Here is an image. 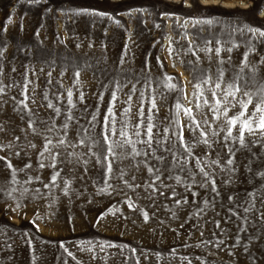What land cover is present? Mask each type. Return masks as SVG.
I'll list each match as a JSON object with an SVG mask.
<instances>
[{
	"label": "rangeland",
	"instance_id": "374dc122",
	"mask_svg": "<svg viewBox=\"0 0 264 264\" xmlns=\"http://www.w3.org/2000/svg\"><path fill=\"white\" fill-rule=\"evenodd\" d=\"M261 32L264 0H0V157L6 158L0 160V264H264V177L257 174L264 172V149L259 144L251 153L237 154L236 183L221 184L224 174L214 170L221 195L207 207L203 200L211 201L212 194L193 187L199 193L193 204L175 173L171 179L162 177L171 187L155 185L164 196L152 192L145 182L154 177L137 164L150 159L143 156L118 158L108 187L105 169L94 155L106 147L100 133L113 104L116 127L126 122L131 133L141 102L147 111L156 100L157 121L174 117L178 99L193 106L188 103H195L189 81L199 69L214 72L220 59L226 77L245 55L264 76ZM193 37L201 46L207 41L208 48L220 47L221 56L187 53ZM245 75L251 72L246 69ZM169 84L177 88L169 90ZM30 119L38 134L28 128ZM191 135L185 132L186 138ZM45 136L56 147L41 157ZM62 138L71 145L58 144ZM175 150L183 153L178 144ZM249 159L251 172L244 168ZM119 169L128 173L124 179L130 184L142 187H128ZM173 188L181 194L176 198L187 196L189 203L177 207L168 198ZM253 191L260 195L247 198L255 203L248 220H242V208L232 216L228 196L243 203ZM198 207L205 209L199 215ZM217 220L226 234L215 227ZM238 227L245 229L239 244Z\"/></svg>",
	"mask_w": 264,
	"mask_h": 264
},
{
	"label": "snow or ice",
	"instance_id": "6c2138e0",
	"mask_svg": "<svg viewBox=\"0 0 264 264\" xmlns=\"http://www.w3.org/2000/svg\"><path fill=\"white\" fill-rule=\"evenodd\" d=\"M99 14L103 15L102 13ZM207 22L211 23V21ZM259 35L264 36V32L259 33ZM195 39L193 37L192 42H190L186 50L187 53L197 55L198 52L203 51L206 55L207 53H212L215 57L219 58L221 56L222 49L220 47L208 48L207 41L201 46L195 43ZM224 51L231 53L232 48H226ZM193 63L194 66L199 63V58ZM224 63L225 61L220 59L214 72H210V69H199L198 74L193 75L189 83L192 84L194 89L195 103L193 104V101L189 100V105L193 106H186L178 99L174 105L176 110L174 117L168 116L162 121H157L159 106L156 100L153 99L151 101V106L148 107L147 111H145L141 102V106L136 113L138 119L132 125V132L129 133L126 122H121V128L116 127L118 121L113 113L115 105L113 104L108 108L107 114L103 116V127L100 133L103 138V146L106 147L103 153H94L97 157V162L105 169L106 179L104 182L108 187H112L109 180L117 171L114 169V164L118 158L127 159L141 156L150 159L138 160L137 164H144L149 174L154 177L150 182H145L146 186L151 188L152 192L159 193L160 196H164L165 193L160 188L155 187L157 182L164 188L171 187L163 184L162 177L165 174L171 179L173 173H175L176 183L182 185L186 192H191L193 204L196 203V197L199 196L198 192L192 190L193 187L205 188L206 191L212 194L211 201L208 198H204L205 207L210 203L213 205L217 203V198L221 195L215 179V169L218 168L224 174L225 179L221 181V184H234L237 182L236 173L240 168L237 154L242 151L251 153L252 147L257 144L264 149V76L258 75L256 65L249 60L247 55L244 56L239 67L233 71L230 77L225 76L227 70L221 66ZM228 63L231 66L230 59ZM246 69L251 72L250 76L245 75ZM79 75V72H77L76 76L79 77ZM168 79L171 80L173 78L168 77ZM168 88L169 90H174L177 85L169 84ZM2 93L3 88H0V94ZM206 93H210V96L206 95ZM71 96L72 92L69 91V103H71ZM117 99L116 93L113 92L112 101ZM131 100L132 97L129 96V101ZM21 104L27 108L26 104H23V102ZM48 107L53 108V105L49 103ZM130 110L131 106L125 108L124 113L127 114ZM55 111L59 113V109H55ZM181 115L185 119L182 120L180 118ZM68 119H73V117L70 116ZM213 122H215V125H213ZM34 125L35 121L30 119L28 128L38 134V130ZM161 125L163 126L161 127ZM63 127L67 129L68 126L65 124ZM173 129L176 130L174 131ZM2 130L3 128L0 126V131ZM185 132H191V137L186 138ZM65 135H67L66 132ZM113 137H118V139H113ZM44 139L46 143L43 145V151L40 152L41 157L44 156L45 152L50 153L52 148L56 147L51 138L45 136ZM66 142L71 145V141H66L63 138L58 140L60 145ZM80 143L86 144V141L81 139ZM138 144L141 145L140 148L136 147ZM176 144L183 148V153L175 150ZM93 145L99 147L100 142L93 140ZM32 147L35 148L36 145L33 144ZM198 147H201L199 152L195 151ZM0 150H3V145H0ZM57 155H53V160H56ZM252 155L255 154L252 153ZM5 159V157H0V160ZM189 163L194 164L195 167H189ZM251 163L252 160L249 159L248 164L244 165V168L249 172L252 171ZM40 166L45 167L43 163ZM51 166L56 167V164ZM7 167L11 169L13 166L8 163ZM25 167H30V165L26 164ZM209 168H212L213 171H209ZM118 171L119 178L124 180L128 187L133 188V190L142 187L141 184L133 185L127 179H124L128 173L123 169ZM180 173H183V176ZM257 174L260 177H264V172ZM58 175L59 172L52 176L53 183H55ZM135 179L136 176L132 175L131 180L134 181ZM261 187H264V185ZM101 191H106V189H101ZM178 195L181 194L176 193L173 188L172 194L168 198L173 199L177 207L189 203L187 196L176 198ZM245 195L246 199L243 203L240 202L239 197L234 199L231 195L228 196V201L234 205V207L229 208L231 215H237L235 208H242L245 213L242 220L246 222L248 220L247 213L255 208L253 200L247 198L258 197L260 192L253 191ZM260 203L264 205V198L260 200ZM128 204L130 208L133 207L131 201H128ZM204 210V208L198 207L196 214L199 215ZM216 215H220V213L217 212ZM173 216H177V213L173 212ZM148 218V214L144 213L145 222L148 221ZM238 219L241 218L238 217ZM260 219L264 221V212H260ZM224 222L227 223L228 220ZM215 227L226 234V230L221 228L220 221H215ZM243 231H245L243 227L237 228V244L240 243L239 233ZM204 242L208 243V241ZM218 243L223 244L224 241L220 240ZM235 246L233 245V247Z\"/></svg>",
	"mask_w": 264,
	"mask_h": 264
},
{
	"label": "bare ground",
	"instance_id": "6f19581e",
	"mask_svg": "<svg viewBox=\"0 0 264 264\" xmlns=\"http://www.w3.org/2000/svg\"><path fill=\"white\" fill-rule=\"evenodd\" d=\"M223 4H225V5H226V3H223Z\"/></svg>",
	"mask_w": 264,
	"mask_h": 264
}]
</instances>
